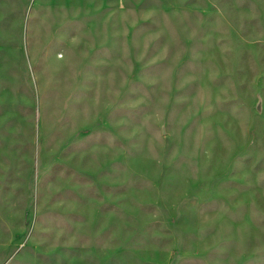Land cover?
I'll return each mask as SVG.
<instances>
[{
    "label": "rangeland",
    "instance_id": "1",
    "mask_svg": "<svg viewBox=\"0 0 264 264\" xmlns=\"http://www.w3.org/2000/svg\"><path fill=\"white\" fill-rule=\"evenodd\" d=\"M0 264H264V0H0Z\"/></svg>",
    "mask_w": 264,
    "mask_h": 264
}]
</instances>
